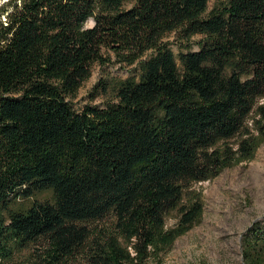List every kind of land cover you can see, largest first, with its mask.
<instances>
[{"label":"trees","instance_id":"obj_1","mask_svg":"<svg viewBox=\"0 0 264 264\" xmlns=\"http://www.w3.org/2000/svg\"><path fill=\"white\" fill-rule=\"evenodd\" d=\"M95 65L132 74L101 77L90 97L102 103L76 109ZM263 143L264 0H10L0 11V264L164 253L201 222L195 185ZM248 231L244 264H264V227Z\"/></svg>","mask_w":264,"mask_h":264},{"label":"rangeland","instance_id":"obj_2","mask_svg":"<svg viewBox=\"0 0 264 264\" xmlns=\"http://www.w3.org/2000/svg\"><path fill=\"white\" fill-rule=\"evenodd\" d=\"M10 0H0V11ZM92 22L88 21L87 26ZM132 69L119 66L92 68L90 78L78 90L73 101L76 109L86 104H101L102 99L91 100V90L105 75L125 78ZM201 191L202 219L199 225L176 238L164 253L151 255L136 264H244L243 238L253 224L264 227V143L255 157L223 170L211 181L195 185ZM173 214L167 227L173 226Z\"/></svg>","mask_w":264,"mask_h":264},{"label":"water","instance_id":"obj_3","mask_svg":"<svg viewBox=\"0 0 264 264\" xmlns=\"http://www.w3.org/2000/svg\"><path fill=\"white\" fill-rule=\"evenodd\" d=\"M92 22V21H91ZM93 23V22H92Z\"/></svg>","mask_w":264,"mask_h":264}]
</instances>
